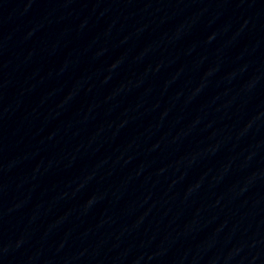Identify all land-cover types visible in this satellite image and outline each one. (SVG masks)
Returning a JSON list of instances; mask_svg holds the SVG:
<instances>
[{
  "label": "water",
  "instance_id": "95a60500",
  "mask_svg": "<svg viewBox=\"0 0 264 264\" xmlns=\"http://www.w3.org/2000/svg\"><path fill=\"white\" fill-rule=\"evenodd\" d=\"M0 264H264V0H232Z\"/></svg>",
  "mask_w": 264,
  "mask_h": 264
}]
</instances>
